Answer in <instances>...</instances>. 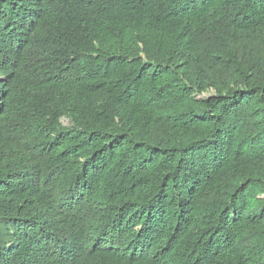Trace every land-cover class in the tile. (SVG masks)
<instances>
[{
    "label": "trees",
    "instance_id": "obj_1",
    "mask_svg": "<svg viewBox=\"0 0 264 264\" xmlns=\"http://www.w3.org/2000/svg\"><path fill=\"white\" fill-rule=\"evenodd\" d=\"M0 264H264V0H0Z\"/></svg>",
    "mask_w": 264,
    "mask_h": 264
},
{
    "label": "rangeland",
    "instance_id": "obj_2",
    "mask_svg": "<svg viewBox=\"0 0 264 264\" xmlns=\"http://www.w3.org/2000/svg\"><path fill=\"white\" fill-rule=\"evenodd\" d=\"M213 93V91H211ZM62 125L67 127V128H72L73 127V122L69 117H65L62 119Z\"/></svg>",
    "mask_w": 264,
    "mask_h": 264
}]
</instances>
